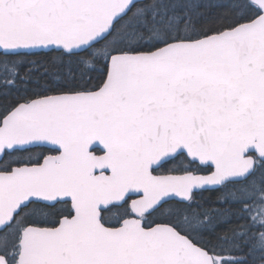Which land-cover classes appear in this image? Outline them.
Returning <instances> with one entry per match:
<instances>
[{"label": "snow or ice", "instance_id": "snow-or-ice-1", "mask_svg": "<svg viewBox=\"0 0 264 264\" xmlns=\"http://www.w3.org/2000/svg\"><path fill=\"white\" fill-rule=\"evenodd\" d=\"M0 264H264V0H0Z\"/></svg>", "mask_w": 264, "mask_h": 264}]
</instances>
